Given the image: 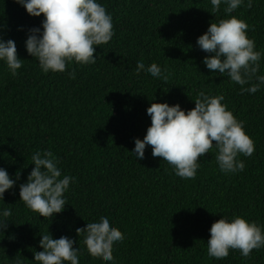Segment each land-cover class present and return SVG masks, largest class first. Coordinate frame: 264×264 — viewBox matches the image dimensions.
<instances>
[{"label": "trees", "instance_id": "trees-1", "mask_svg": "<svg viewBox=\"0 0 264 264\" xmlns=\"http://www.w3.org/2000/svg\"><path fill=\"white\" fill-rule=\"evenodd\" d=\"M0 264H264V0H0Z\"/></svg>", "mask_w": 264, "mask_h": 264}]
</instances>
